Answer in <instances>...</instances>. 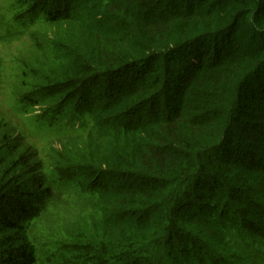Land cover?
I'll return each instance as SVG.
<instances>
[{
	"label": "trees",
	"instance_id": "obj_1",
	"mask_svg": "<svg viewBox=\"0 0 264 264\" xmlns=\"http://www.w3.org/2000/svg\"><path fill=\"white\" fill-rule=\"evenodd\" d=\"M34 1L78 32L52 43L63 55L43 65L57 82L44 95L55 92L59 121L87 115L95 128L87 157L58 164L77 167L66 181L94 211L68 235L76 263L253 264L264 242V0ZM18 152L0 161V264H36L28 225L53 203L44 169Z\"/></svg>",
	"mask_w": 264,
	"mask_h": 264
},
{
	"label": "rangeland",
	"instance_id": "obj_2",
	"mask_svg": "<svg viewBox=\"0 0 264 264\" xmlns=\"http://www.w3.org/2000/svg\"><path fill=\"white\" fill-rule=\"evenodd\" d=\"M34 3L0 0V161L19 151L32 166L38 162L44 169L53 203L28 225L36 264H82L76 263L82 250H76L68 235L89 224L94 212L90 193H81L66 181L77 172L76 166L58 164L87 157L88 146L82 143L95 128L87 115L57 119L55 92L44 95L46 90L56 91L57 82L50 83L43 66L51 62L56 67L62 60L63 52L52 51V43H74L78 32L65 21L50 24ZM48 4L55 6L53 0ZM255 252L253 264H264V242L255 244Z\"/></svg>",
	"mask_w": 264,
	"mask_h": 264
}]
</instances>
